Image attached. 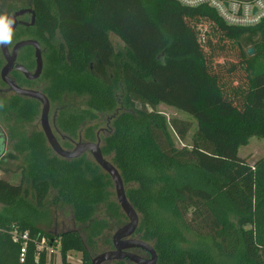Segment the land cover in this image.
<instances>
[{
    "label": "trees",
    "instance_id": "1",
    "mask_svg": "<svg viewBox=\"0 0 264 264\" xmlns=\"http://www.w3.org/2000/svg\"><path fill=\"white\" fill-rule=\"evenodd\" d=\"M30 2L35 23L17 28L12 40L39 41L43 71L37 80L17 71L12 77L22 87L42 85L52 104L65 95L87 98L84 107L58 113V128L72 140L86 125L83 137L95 141L98 120L113 116L101 148L140 215L135 234L153 244L157 264H264V156L251 164L239 154L250 137H264V21L232 26L209 6L177 0ZM19 60L34 70L33 48L23 49ZM2 65L0 57V71ZM161 104L197 122L190 145H176L156 109ZM39 114L35 99L0 98L9 144L0 133V264H56L52 246H59L61 264H74L69 251L91 264L110 228L109 219L96 217L99 207L119 224L126 215L110 175L89 155L63 158L41 129L27 134ZM170 125L185 140L190 125L176 119ZM11 174L20 175L18 183ZM50 190L54 204L70 206L75 221L87 225L84 236L53 237L40 227L51 221ZM104 245L112 248V240Z\"/></svg>",
    "mask_w": 264,
    "mask_h": 264
},
{
    "label": "water",
    "instance_id": "2",
    "mask_svg": "<svg viewBox=\"0 0 264 264\" xmlns=\"http://www.w3.org/2000/svg\"><path fill=\"white\" fill-rule=\"evenodd\" d=\"M27 13L31 14V24L34 25L36 13L32 7L18 10L14 14L8 16L14 22L12 24V33L19 24L17 19L18 16H22ZM29 46L33 47L35 50L36 69L34 72L29 71L24 64L17 62L19 51ZM239 47H242L240 42ZM0 50L6 61L1 69V79L8 86L4 91L13 92L17 95L35 99L41 103V127L52 150L57 155L66 159L78 158L86 152H90L94 161L110 175L113 181L116 200L120 205L122 212L126 215L128 222L120 226L114 233L112 237L114 249L95 255L91 264H103L105 262L115 260H128L135 264H157L158 254L153 244L140 238L133 237L140 223V215L127 197L126 187L119 170L107 157L104 156L100 143L79 142L73 150L65 149L58 141V138L56 137L50 124L49 113L51 103L48 96L41 90L19 86L10 76V73L13 70L21 72L27 79L30 80H35L41 76L43 70V54L39 41L33 38L21 39L14 44L12 49L9 48L8 42H0ZM247 52L249 55H253L255 50L250 47L247 49ZM0 91L3 90L0 89ZM134 249H141L147 252L149 257H144L132 251Z\"/></svg>",
    "mask_w": 264,
    "mask_h": 264
},
{
    "label": "rangeland",
    "instance_id": "3",
    "mask_svg": "<svg viewBox=\"0 0 264 264\" xmlns=\"http://www.w3.org/2000/svg\"><path fill=\"white\" fill-rule=\"evenodd\" d=\"M30 0H0V15H7L9 11L12 8H27L30 7ZM25 20L30 21V16H26L24 18ZM216 37V36H215ZM214 37V38H215ZM111 39L116 47H122L123 42L121 39L116 36L115 34L111 35ZM9 42L10 48L13 47L15 42L12 41V38ZM227 44L228 43H234L235 40L232 39H226ZM225 42V43H226ZM0 56L1 50H0ZM219 58V59H218ZM214 58L215 61H222V58L218 57ZM218 59V60H217ZM0 88H5L4 86L0 85ZM38 89L42 90L41 87H37ZM11 93H0L1 97H10ZM86 102L85 97H79L75 95H65L63 97V100L61 103L57 104H51V110H50V122L53 125L54 117L58 114L60 110L63 109H75V108H81L84 106V103ZM158 111H160L167 119L169 123V130L172 134V136L175 139V143L178 147H183L185 145L191 144L192 136L194 135L196 129H197V122L191 118L188 114L183 113L180 110H177L175 108L169 107L167 105L161 104L156 107ZM110 116H101V118L98 120V124L101 128H107V122ZM179 120L182 122H187L190 125V128L188 130L187 136L185 140L179 139L176 131L173 129V127L170 125L172 120ZM41 129V121H40V115L37 117L36 121L33 123H28L26 130L27 134L30 135L34 130ZM8 131V128L6 127V124L2 123L0 121V133H2L5 136V146L6 148L9 147L5 132ZM55 131V128H54ZM56 132V131H55ZM59 137L60 135L57 134ZM240 156L246 160L247 162L253 164L255 161H257L259 158L264 156V137H258V136H252L249 138L248 142L243 145L240 148L239 151ZM4 173L0 170V177H3ZM10 181L13 183H18L20 180L19 174H14L10 176ZM115 191V188H114ZM55 191L50 190L48 193V196L46 198L47 207L50 210L51 213V221L49 225L46 224H40V227L50 236L57 237L60 233L64 231H77L82 236H84V229L87 225L79 224L75 221L73 216V211L70 206H62V205H56L53 203ZM116 199V194L114 196ZM1 208V205H0ZM97 218H107L110 221V228L104 233L102 238L100 239V248L97 251V254H100L104 251H107L110 247L104 245L105 239L109 238L112 239L114 233L117 231V229L126 224L128 222L127 217L124 218L123 222L121 224L118 223V220L116 218H113L109 216V214L106 213V210L103 206H100L98 209V212L96 214ZM48 251H53L56 255V264H61L62 259L59 251V246L55 247H49ZM51 253V252H50ZM140 255L147 257V254L144 252H138ZM49 254V252H48ZM94 255V257H95ZM67 260L74 263V264H82V253L78 251H69L67 253Z\"/></svg>",
    "mask_w": 264,
    "mask_h": 264
},
{
    "label": "built area",
    "instance_id": "4",
    "mask_svg": "<svg viewBox=\"0 0 264 264\" xmlns=\"http://www.w3.org/2000/svg\"><path fill=\"white\" fill-rule=\"evenodd\" d=\"M189 7L202 5L213 8L219 17L228 25L239 27H255L264 21V0H177ZM28 231L22 234L27 240ZM17 240V237H15ZM26 244L21 249V259L26 253ZM43 245H41L42 247Z\"/></svg>",
    "mask_w": 264,
    "mask_h": 264
},
{
    "label": "flooded vegetation",
    "instance_id": "5",
    "mask_svg": "<svg viewBox=\"0 0 264 264\" xmlns=\"http://www.w3.org/2000/svg\"><path fill=\"white\" fill-rule=\"evenodd\" d=\"M31 3V2H30ZM33 8V6L30 4V7H27V8ZM27 8H19V9H17V8H12L10 11H9V13L7 14V16H9V15H12V14H14L16 11H18V10H21V9H27ZM26 16H30V21H28V20H25L24 18L26 17ZM31 14L30 13H27V14H24V15H22V16H18V22H19V24L17 25V27H16V29L17 28H19V27H21V26H24V27H28V26H30V25H32L31 24ZM15 29V30H16ZM14 30V31H15ZM14 31H13V33H14ZM12 33V34H13ZM12 38V37H11ZM13 41V40H12ZM13 42H18V41H13ZM8 45H9V42H8ZM14 46V45H13ZM29 47H31V46H29ZM9 48H10V46H9ZM13 47H11L10 49H12ZM26 48V47H25ZM25 48H23V49H25ZM33 48V47H32ZM41 48H42V54L44 53V48L41 46ZM23 49H21L20 51H19V54H18V58H17V62L18 63H22L20 60H19V57H20V55H21V53H22V51H23ZM33 51H34V56H35V50H34V48H33ZM2 55V54H1ZM1 57V56H0ZM2 59H3V65L6 63V61H5V59L3 58V56L1 57ZM35 60H36V58H35ZM23 64V63H22ZM3 65H2V67H3ZM25 65V64H24ZM43 65H44V59H43ZM26 66V65H25ZM27 67V66H26ZM2 69V68H1ZM35 69H36V66H35ZM35 69L34 70H30V69H28L29 71H31V72H34L35 71ZM14 71H17V70H13L11 73H10V76L12 77V73L14 72ZM43 71V70H42ZM17 72H19V71H17ZM19 73H21V72H19ZM22 74V73H21ZM0 78H1V71H0ZM13 78V77H12ZM14 79V78H13ZM38 79V78H37ZM37 79H35V80H37ZM15 80V79H14ZM28 80H30V79H28ZM1 81H2V79H1ZM3 82V81H2ZM17 83V82H16ZM3 84L4 85H2V86H4L5 88H0L1 90H3V91H0V93H11V95L12 94H15V93H13V92H5L4 90L8 87L4 82H3ZM18 84V83H17ZM19 85V84H18ZM20 86V85H19ZM22 87V86H21ZM37 87H41L42 88V85H36L35 87H24V88H31V89H37V90H40V89H38ZM42 92H44L43 91V88H42V90H41ZM17 95V94H16ZM21 96V95H20ZM76 96V95H75ZM24 97V96H23ZM83 97H85V96H83ZM25 98H27V97H25ZM86 98V97H85ZM50 100V99H49ZM86 100H87V98H86ZM39 102V101H38ZM40 103V102H39ZM50 103H51V101H50ZM52 104V103H51ZM84 107V106H83ZM41 108H42V105H41V103H40V121H41ZM82 108V107H81ZM75 109H79V108H75ZM75 109H69V110H75ZM50 110H51V107H50ZM63 110H68V109H63ZM61 111V110H60ZM59 111V112H60ZM58 112V113H59ZM57 116H58V114L54 117L55 119H54V122H53V125L51 124V122H50V124H51V127H52V129H53V131H54V128H55V131H54V133H55V135H56V137L58 138V141L60 142V144L63 146L64 145V142H66V141H71L72 142V144H73V147L72 148H65L64 146V148L65 149H67V150H73L74 148H75V146H76V144L77 143H79V142H98V143H100V145L102 146V137H106L111 131H112V126H111V120H112V117L113 116H110V118L108 119V122H107V128H101L100 126L98 127V129L96 130V136H97V139L95 140V141H89V140H86L84 137H83V132H84V129H85V127H86V125H83L82 126V128L80 129V136H79V138L77 139V140H72L69 136H67L66 134H64L59 128H58V126H57ZM49 119H50V113H49ZM98 123V122H97ZM41 130H42V127H41ZM57 134H59L60 135V137L57 135ZM85 154H87V155H89L92 159H93V157H92V155H91V153L90 152H86ZM84 154V155H85ZM94 160V159H93ZM133 237H137V238H139L136 234H134L133 235ZM112 240V239H111ZM112 246H113V244H112ZM111 249H114V246L112 247V248H109V249H107V250H111ZM132 251H134V252H136V253H138V252H144V253H146L147 254V252H145V251H143V250H141V249H134V250H132ZM139 254V253H138ZM145 257V256H144ZM147 257H149L148 256V254H147ZM116 261V260H115ZM118 261V260H117ZM126 261H128V260H126ZM109 262H113V261H109ZM128 262H130V261H128ZM132 263V262H131Z\"/></svg>",
    "mask_w": 264,
    "mask_h": 264
},
{
    "label": "clouds",
    "instance_id": "6",
    "mask_svg": "<svg viewBox=\"0 0 264 264\" xmlns=\"http://www.w3.org/2000/svg\"><path fill=\"white\" fill-rule=\"evenodd\" d=\"M13 23V20L7 15H0V42L11 40Z\"/></svg>",
    "mask_w": 264,
    "mask_h": 264
}]
</instances>
